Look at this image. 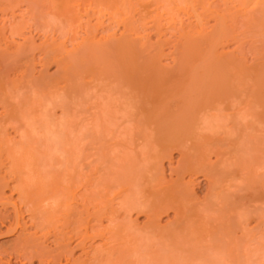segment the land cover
Wrapping results in <instances>:
<instances>
[{
	"label": "bare ground",
	"instance_id": "bare-ground-1",
	"mask_svg": "<svg viewBox=\"0 0 264 264\" xmlns=\"http://www.w3.org/2000/svg\"><path fill=\"white\" fill-rule=\"evenodd\" d=\"M179 1L180 3H177ZM233 1L215 0L214 2L211 0L210 1L209 0H150V1L148 0H0V6H5L7 10L8 8H10V10H12L10 14L12 13V15H15L13 10L14 7H18L21 4L22 5L24 4L26 6L25 8L27 9V11L31 12V14L32 13H34V15L36 14L37 17L45 19V21H47L46 18L49 14V16L51 15V18L52 16L55 17L56 19H58V21L60 20L59 22H61L62 24L64 23L65 26L69 25V28L71 27L70 25L78 23L79 24L78 26L79 27L81 26V29L82 27L84 28V34H85L82 36L79 42H76L77 43L76 45L73 44L72 48L69 47L70 49L67 48L68 47V45L66 44L67 40L74 43L75 39H77L73 37L75 36V32L72 30H71L72 34L70 35V37L67 39L64 38L66 39L65 41L57 42L56 41L57 39L53 38L51 39V41L44 40L41 44L39 42L40 45L39 44L37 45L35 44L36 42L34 41V39L29 40L30 37L28 38L27 36V39L24 38L25 40L23 39L21 43L15 45V49L12 48L13 50L12 49L10 50L11 48L10 46L16 41L11 44H7L12 42V40L10 42H7L8 39H10V37L7 35L9 34L11 38L15 35L23 36L24 34L22 30L27 26L25 23L26 21L21 18L25 24L20 20L17 23L11 22L9 23L10 25L7 24L9 25L7 27L6 26L4 27L5 23L2 22L4 25L2 26L0 25V28L1 27L4 28L0 29L2 30L0 31L2 32L0 33L1 34L0 40L2 39L5 41L7 40L6 41L7 43L6 45H4L5 49L0 47L1 49H3L0 50V105L2 106V115L0 114L1 116L0 134H2L1 131H3L6 128V126H8V124H11L16 120H18L19 122V118L25 117V114L23 116L24 112L23 113L20 112L17 109V105L15 106L14 103L12 104L13 101L9 102L8 100L11 96H13L14 97L13 99H15V95H13L10 91L19 88V85L15 83L16 79L14 78L15 80H13L11 76L15 75L18 79V77L21 74L18 83H20L21 81L20 85H22L23 87L30 86L31 91L34 89V91L39 92L40 90L39 93L33 91L35 95L40 94L41 96V94L43 93V89L41 92V89L39 88L42 87L45 88L48 91V93H50L49 96L47 95L49 98L54 94L57 95L58 97L59 96L62 97V100L67 99L70 101L72 99L73 101H75L74 98H80L79 96L83 92L82 89H84L82 86L84 82L83 76L86 73L90 72V74L92 73V75L94 76L97 75L99 76V78L103 77V79L107 81L106 82L107 84L103 83V85L101 86L105 91V93L107 92L108 95H110V96L107 95V97H104L105 95H103V97L106 100L107 98L111 97V99L113 100L116 98L117 100L120 101V104L118 103L117 106H119L121 111H123L122 112L123 115L125 113L124 115L125 117H123L122 115L123 120L121 117L120 121L122 120V123L125 122V124L126 123L130 124L129 127L131 128L130 129H128L129 127L127 128V133H129L128 136L130 138L129 140L132 145L136 144L137 145L136 147H139V151L135 150L134 155L127 154L129 155L127 158L128 164L126 162L127 165L125 166L124 169L120 167L121 171L120 168L118 171L115 170L117 171L116 174L118 177H120L118 172L121 173L120 178L116 177V174L114 175V177L116 178L114 177L110 179L107 178L109 180L105 178L107 180V181L104 180L105 184L107 183L106 188H104L105 184L102 183L103 181L102 182L100 181L102 187L105 189L103 194L108 195V193L109 194L113 193V195H111V198L115 197L114 192L115 193L117 192L118 194V196L116 195L117 197H120V195L122 194V198H120V200L122 199L120 208H122L124 212L129 213L135 211L137 214H144L146 216V223L144 222L145 224H142L143 228L141 229L147 232L146 235H148L149 233L151 236H153L152 233L158 230L157 224H159L158 222L161 220L160 217H162V214L165 215V213L167 214L170 210L174 212L175 221L173 223L172 222L170 223V225L173 224L172 226L174 227L169 228L170 227L169 225V227L166 228V230L168 231H165V229H163L164 231L161 230L159 232L160 236L166 239V242L168 243V245L163 248H167V251L165 249V252L168 253L167 255H169L170 253L169 255L170 257L167 256L166 253L165 254L163 253L162 256V254H159V252L161 253V251L163 250L161 249L160 251H158L157 249V252L156 253L153 252V255L155 257L158 255L157 258H159L160 261H162V263L159 262L157 264H164V263L167 264L168 259L171 257L173 258L171 254L175 256V258L173 259H175L176 261L179 260V262L180 260L183 259L181 258V256L180 259L177 256V254L178 255L185 254L186 256L184 255L183 258L185 259L188 256L189 258L186 259V261L188 260L189 262L190 260L197 259V257H195L196 249H194L193 246L199 245L197 244L198 242L202 244V239L200 240L199 237V230L201 233V229H203V226L201 227V225L199 224L201 223L200 221L204 219L203 217L205 215L203 217L199 215L200 218L202 217V219L201 220L199 219L200 221H198L197 226L195 224H197L198 218L196 220L195 218L199 217L198 214H201L199 211H202V208L207 210L208 209L210 210L212 208H217L219 210L218 212L219 214L220 213L228 214L230 212L236 213L237 217L234 219L235 214H233L232 220L231 217H228L229 220H227L226 219L227 215L226 217H223L222 219H225L226 221L224 223L222 222L223 224H221L220 222L221 220L218 221L220 222V225H216L215 223L217 220H213L215 221L214 223L211 220V216L209 217L207 216V217L212 222L209 220L206 221V218L205 221L203 222H205V224H208L207 226H209V228L211 227L213 230V234L211 229L210 231L208 230L207 232H211L209 234H212V236H214L212 237L210 235L212 238H209L210 241L212 239L211 241L213 242L212 245L215 244L216 246V247L214 246L213 249L212 245L209 244L214 251L218 249L217 252L221 251L219 252L220 255L223 253L222 251L224 252L229 251L224 254L228 256L229 262H231L232 264H249L246 261L247 258L245 260H244L245 257L243 258L244 253H242L243 254L242 255L240 252L239 253L237 252L238 253L237 254L235 249L237 246L240 247L239 243H243L241 241L243 240L246 241L245 236L246 234H249V232L243 233L242 231L241 236H243L244 239L243 237L240 236L241 240H237L238 242L240 241L238 243L234 241L235 238L233 239L232 235L234 233L232 231L235 229L238 231V228L239 231L243 229L242 226L245 224V221H247L248 216L250 215L249 211L245 210L247 208L246 205L248 203L249 204L252 203L251 205H253V202H257L261 199L262 201H264V192L261 191L262 189H264V182H261L260 183L261 185L258 184L262 186V188L260 187L261 188L260 191L262 192L261 194L260 191L259 192L257 191L258 193L257 192L252 193V191L251 192L249 191V189L253 185L252 184L253 181L256 183L255 181L256 177L258 178V181H260L261 175L259 178V176L254 174L256 172L255 170L256 165L254 168H252L253 170H255V172L251 173L255 176V179L253 175L252 176L247 175V172L249 174V171H251L248 169V167L249 166L251 167V165H249V161H250V160L248 161L249 157L248 159L246 158V160L248 161L247 162L245 161V158H243L244 156L243 154L246 152V150L250 151V149H245L247 145L246 144L244 145V143L240 142L244 131L246 132L245 137L251 135V132L253 131L252 128H254V122L260 124V122L264 121V47L259 48L260 46H264L262 45L261 42L262 40H264V38H262L264 36H262L261 38L259 37L261 40L258 41H260L261 45L258 46L260 43L256 44L260 50L254 49V52L256 51V53L259 50L260 53L258 54L260 56H256L258 54L254 55L253 52L252 57H257L256 59L258 60H255L254 64L251 65H249L250 63L247 64L246 58L244 59L245 56L242 55L243 52L242 48L245 47L241 46V48H239V41H240V37H242L247 33H250V36H256L255 39L259 35L260 36L264 35V31H262V34L255 35V33L256 34L258 33L257 31L258 28L260 27L264 28V0H239V4L238 2L236 3L238 4V7L236 5L233 6L232 3ZM73 2H76L78 4V5L76 4L77 6L83 4L84 6L85 5L89 6V8L92 7L93 12L99 13L98 17H96V20L94 21L95 23H93L90 20L93 17L94 13L92 12L93 14L92 13L90 14L89 12L91 8L88 9L89 10L88 11L85 9L86 6L84 8L85 10H82V8H80V11H84L87 19L85 18L86 21L85 22L83 21L85 24L80 22L81 20L80 18H82L80 16L83 15L84 13L81 12L83 14L80 15L78 7L76 9L73 8L74 6ZM230 2L232 4L231 6L228 5V3L230 4ZM251 4L252 5L257 4V6L254 5L255 7L253 6L251 9H248L247 7ZM170 5H172V7H169ZM242 6L243 8H241ZM2 8L0 7L1 12L3 11ZM87 11L90 15L86 13ZM101 15L106 16L105 18L108 24L105 22L107 26H103V27H106V29L105 30L102 29L100 32L101 35L99 36L97 34L99 32L97 28L101 26L104 22L102 21L103 17L101 18ZM184 15H186L185 18H187L186 22L182 19ZM90 16L91 18L89 19ZM13 18L11 16V19ZM210 20H213V24L209 25ZM33 23H36V21ZM113 24L116 26V28H118V30H120L119 35L116 34L117 29H114L115 26L114 27L111 26ZM51 25H49L50 26L49 29H53L51 28ZM110 26L113 27L114 32L111 31L112 28L110 29ZM35 27L38 29L39 25L38 27L37 26ZM46 30L47 29H45V31ZM109 30L112 33H108ZM6 31L9 32V33L7 32V35H6ZM40 33L43 32L41 31ZM65 34H67V32ZM61 36L63 37V35ZM154 36L155 39H153ZM246 37H249V35L248 34L247 36L245 35L244 38ZM255 39L252 40L251 38L253 42L257 41ZM229 42L235 43V47L233 48V50L230 49V51L228 48H227L228 50L225 49V46L229 44ZM242 44L244 43H241V45ZM256 45L254 46L256 47ZM251 46L252 45H250L248 48L251 49ZM171 47H173L172 50L175 53V55L173 58L174 66L172 65V68L170 69L171 66L169 68L168 67L166 68L167 65L165 66L164 63V67H163L161 65V62L163 58H165L166 56L167 52H165V50ZM38 53L41 54L42 57L40 56V58H38L37 56ZM51 64L56 65L57 72L55 70L56 74L53 75L52 73L53 76L51 75L49 77L44 73L47 71L46 68L48 69L49 68L48 66H50ZM36 65H41L43 69H45L44 70L45 72L44 71L41 72L42 73L41 75L37 74L38 75L37 78L33 76L34 75L33 72L34 69L36 68ZM20 66H22L23 69ZM18 67L21 70L20 74H17V72L20 71L18 70ZM97 83H99V81ZM26 88L24 87V89ZM28 90H30V88H28ZM16 92L18 93V91ZM42 95L45 96L44 94ZM41 98L44 97L41 96ZM41 98L38 96L37 100L35 99L36 102L37 101L39 102ZM10 99H12V97ZM23 100L25 101V99ZM23 100L21 99L20 101ZM67 100L66 102L62 101V104L63 103L69 104L70 101L67 102ZM27 101L28 103H30L29 100ZM71 103L72 102H70V105ZM70 105L68 107H70ZM30 106L32 109L30 110L31 113V111H33L32 103L30 104ZM103 106L105 107L106 105H102V107ZM25 113L26 115L30 114L28 111ZM76 114L78 113L76 112ZM116 114H118L117 116H119V113ZM99 116L100 114L98 115V118H96L97 122L95 118L93 119V121H95L93 122V125L97 124L99 126V123H102L101 122L102 119L99 120ZM108 117L110 119V117L112 118L113 116L112 114L109 113ZM244 117L252 118L254 119V121H251L249 124L243 123L242 120L244 119ZM100 118L102 117L100 116ZM109 119H107L106 117V120L108 122ZM113 119H116V117L115 118L113 117ZM50 123L52 124V122ZM110 126L112 127V125ZM11 127H14V125H12ZM111 127L110 130H112ZM249 128H251L250 135H248L247 133L249 132L246 131ZM13 129L18 130V128H13ZM112 132L111 134H113ZM64 135H68V134H64ZM90 135L92 136L94 134L92 133ZM22 136L24 137V135ZM261 140L264 141V139ZM259 142L261 144H264L261 141ZM259 142L257 141V143ZM5 144L2 146H6V148H9ZM75 144L79 145V143L78 144L75 143ZM261 144L258 145L256 144V146H259ZM48 145L50 146V144ZM24 146L29 147L26 144H24ZM43 146L47 148V144L46 145L43 144ZM250 146L252 147L254 145L252 144ZM256 146L255 149L257 150L258 147L256 148ZM261 147H264V145H262ZM4 148L3 150L0 149L1 150L0 151V204L5 207L11 204V206H13L14 213L10 214L9 211H7L8 209H5V207H3L5 211L3 213H0V224L4 225V223H7V221L9 222L12 220L13 227L12 228L10 227L11 228L10 230L8 227L7 230H9L8 232L11 233H17V237L16 240H14L13 242H5V243L2 242V244L0 245V264H13V262L15 264L17 262H18L17 264H129V261L133 259L134 256L137 254V252H135L136 250L133 249H136L137 247L138 248L137 251H138L139 248L141 249V245H139L140 247H138V245L136 244L137 243L136 241L139 239L137 240L133 239L135 240L133 241L135 248L132 249L131 247L133 246V243H131L132 237L130 236L133 235L134 233L131 234L129 232L130 233L129 235L128 231L132 232V230L134 229L129 230L130 228L126 226L128 224L126 225L124 224L128 222L126 221V219L129 216L128 214L125 213L127 217L124 216V219L126 218L124 223L121 220L123 224L120 223L118 225L117 223L120 221L115 222V219H117L118 216L119 217L121 216L118 211L119 208L118 210L117 209L115 210L114 208L110 207L109 203L108 206L106 204H103L106 203V200L109 199H107L106 195H103L101 192H100L101 194H99V192L97 193V195L95 194L96 196L91 192H89L88 197L87 195L85 196L83 194V197L85 196L84 199L86 198V200L84 201L82 199L84 201L82 206L78 207L79 205L78 206L77 204L74 205L73 201H76V199H78L77 196L73 193L74 191L71 189L74 186L73 184L74 181L73 183L70 181L72 183L71 185L72 187L69 188H67L68 186L63 187V185L58 186L59 181L57 179H59L58 176L61 174V172H59L60 173L59 175L57 173L56 180L53 178V180L55 181L53 180L47 181L44 180V178L42 177L41 180L40 178H38L39 181H37L36 184L34 183V181L33 183L29 184V182H27L26 179L27 177L26 178H24L25 176L22 177V175H24L23 173L24 170H26L25 168H22L23 162L25 161L28 162V160H25L28 159L27 158L28 156L24 158V153H23L21 155L22 157L19 156L18 158V156H16L14 153L16 152L19 154L20 151L19 149L18 152L16 150H14L15 151L14 152L13 149L15 148H12V146H11L12 149L10 148L5 150L6 148L5 149ZM50 148L53 149L54 147H52L51 145ZM259 148L257 152L259 151L262 152V150H259ZM255 149L253 151L251 148L252 154L253 152H256ZM75 151L77 152V150ZM176 151L179 152V159L174 167L168 166L169 178L167 179V176L164 171L165 168L164 165L166 161H168V163L172 162L174 152ZM261 152L260 154H262ZM59 153H62L61 150ZM4 154L9 155L12 159H10L9 156H5ZM13 154L15 155L14 156L15 158L12 157ZM260 154L258 155L255 153L254 157L251 155L250 156L253 157L254 160V158L256 159L257 156L260 157ZM31 155L32 154H30L29 159H31ZM35 157L36 156L32 157L33 162L31 163L33 164ZM212 157H214V159ZM239 157L240 158L242 157V159L245 161V163L244 161L242 163L244 164L243 166L241 165V160L239 162L232 161L233 159L235 160L240 159ZM7 158L10 161L6 162ZM36 158L39 159L38 157ZM36 158H35V163L39 162L36 161L37 160ZM257 159L258 160L256 162L258 163V161L261 160V157ZM5 162L8 163V165H6ZM26 162L24 163V167L26 165H30V163L28 164ZM252 163L253 161L250 162V164ZM41 164L42 163H40V166ZM44 164L45 162L43 163V165ZM245 164L247 165L245 166ZM40 166L38 165V168ZM56 166L57 165L55 163L54 167ZM60 166L64 167V165H60ZM33 167L35 168V166ZM244 168L245 169L247 168L246 170H249L244 172L245 175L253 178L254 179L253 181L248 177L243 178L245 177L243 176L244 173L240 175V172L242 170L245 171ZM74 169L76 170V167H74ZM35 170L33 171L31 170L32 173H36V171H38L39 169L36 171ZM45 172L46 171H44L43 173L45 174ZM40 173L38 172L36 174L38 175ZM43 173H41V176ZM113 173L115 172L113 171ZM27 174L28 176L30 175V173ZM91 175H93V173ZM104 175L107 176L106 174ZM197 175L198 176L201 175L203 177L202 180L204 179L207 181V188H206L207 193L205 194V197L202 198L203 200L202 199L199 200V201H203V203L199 202L201 204L199 203L196 204L198 202L195 201L197 199H194L196 194L194 195V197L192 196L194 185L198 184L195 183L193 185L194 180L192 179H194ZM33 176L35 175L33 174ZM33 176L31 175L30 177ZM84 176H88V175L85 174ZM187 177L188 180H186ZM261 181L264 180L261 179ZM89 182L91 185L92 184L91 181ZM237 182L238 184L239 182H241L242 184L245 185L244 186L242 184L238 185L236 184ZM255 183L254 185L257 184ZM191 185L193 187L192 189L190 188ZM258 185H256L255 188H258ZM59 187L63 189L66 188L64 189L65 192L63 189H61L62 190L61 191ZM74 187L77 186L75 185ZM255 188L254 186L252 187V189ZM231 189L236 190V191L235 190L231 191L232 193L234 192L238 193V191L244 192V194L242 193L243 195H239L241 196L243 201L241 205L244 206L242 207L241 205L239 206L236 205V207L237 206L239 207V208L237 207V210L235 209L236 211L233 210L235 206L234 205L235 199L234 202H232L230 199L231 196L229 195ZM7 191H10V194H7ZM14 193L17 194V198L15 199L12 197ZM98 195L100 200L103 197V199L101 200L102 202L101 205L103 204L104 206L103 205L102 206L104 208L100 204H98V202H95L96 201L95 199H97V201L100 202ZM79 197H82L81 194ZM49 198H57V200L60 199L59 204L62 202L61 203L62 206H60L61 204L58 205L57 201H55L53 204L58 205L57 208H59V210L58 209L57 210L59 212L63 210L61 207L64 206L63 212L58 214V216L62 215V217L58 218V216L56 215H48L47 213L48 210H46L45 208H43V210L40 209L41 211L40 213L41 214L44 213L41 215V217H39V214L37 215L38 210H36V208L40 207L38 205L40 204L41 205L40 208H42L41 202H44L45 199H49ZM241 198L239 197L240 199L239 202H242ZM69 199H74V200L73 201L70 200L69 202L71 203H68ZM63 200L65 202H63ZM93 200L95 204L93 203ZM72 205L73 207H71ZM251 205H249V207H252ZM199 206H202V208H200L201 210L199 209ZM23 207L25 208L24 210ZM114 207L116 208L117 206ZM240 207H242V209L244 207L245 208L243 210H240ZM54 208L56 207H53L51 209ZM44 209L46 210V212ZM238 209L241 211V213L237 214ZM25 212H28V214H30L29 223L28 221L25 220V218H23ZM48 212L49 214L50 212L52 213L50 209ZM45 213H47L46 216ZM252 213L255 212L252 211ZM203 214H205V212ZM104 219L110 222L108 224L110 226L103 227L102 221H104ZM94 220H95V224H93ZM96 224H98L97 226H99V229L96 228L97 227ZM207 226L205 227L208 228ZM29 227H31L33 230ZM169 229H172V231H170ZM244 230L248 231L247 228H244ZM202 233L205 234L204 231ZM230 233L232 235H230ZM220 234L222 239L219 237ZM230 236H232L231 239H233V241L237 243L236 244L237 246L234 247L233 245L234 242L231 239L229 241L232 242L229 243L228 237L230 238ZM156 237H158V235ZM215 237H216L215 239L216 242L215 240H213ZM224 237L227 238L228 242L226 241L224 242L225 240ZM96 238H100L102 240L103 243L101 242L102 243L100 244L101 246L93 247L91 244L86 246L88 241L91 240L93 241ZM195 239L196 240L198 239L200 241L196 242ZM160 241L161 239L158 242ZM144 242H146V240H144L142 243L144 244ZM192 242L194 243V245L191 246ZM219 242H224V244L228 243L229 245L231 244V247L228 246V244H227L228 247L226 245L224 246L223 243L221 244ZM107 244L108 246L106 247ZM160 244H162V242H160ZM201 244L200 246H198L199 250L200 247H202L203 245ZM217 244H220L221 247ZM186 245H190L193 248L187 246L186 247L187 249L185 248L186 250L185 249L183 250V247H185ZM232 245L234 248L232 247ZM205 246L208 247V244L204 245L203 248ZM249 248H253V247H249ZM260 248L261 251H264V245H262ZM78 249L82 250V254H84L83 258L81 257L80 254L79 257L75 255L76 250ZM232 249L235 251L233 252ZM237 249L239 250L238 247ZM206 250H208V248L204 249V251ZM132 253L135 254V255L133 254V257H131ZM144 253L146 255H149L146 252ZM199 253L200 252L198 251V254ZM139 254L136 255L138 256V258H139ZM201 255L204 256L206 254L204 253V255L203 254ZM220 255L218 256L219 260H220ZM160 256L162 257L160 258ZM215 256L213 257V259L215 258ZM129 257L131 259H129ZM152 257L150 258L149 255L148 260L150 262L151 259L152 260L156 259L155 257L154 258ZM164 257H167L166 258L167 261L165 260L166 262L164 261ZM193 257H195V259ZM176 258L179 259L177 260ZM145 259L144 261L147 260ZM228 259H225L226 262ZM221 260L223 261V258H221ZM132 261L133 260H131L130 263L135 264V262L132 263ZM140 261L143 262V260H139V262ZM169 261H171V263L173 262L172 259H169ZM153 262H151V264H156L157 259L156 262L154 260ZM168 263L171 264L170 262ZM174 264H178V263H174Z\"/></svg>",
	"mask_w": 264,
	"mask_h": 264
},
{
	"label": "rangeland",
	"instance_id": "rangeland-1",
	"mask_svg": "<svg viewBox=\"0 0 264 264\" xmlns=\"http://www.w3.org/2000/svg\"><path fill=\"white\" fill-rule=\"evenodd\" d=\"M148 1H150V0H148ZM210 1V0H209ZM211 1H214L215 2V0H211ZM218 1V0H217ZM227 1V0H226ZM229 1V0H228ZM233 1V0H232ZM235 1V2H234ZM232 3H233V6L234 5H236L237 7H238V4H239V0H234ZM238 2V4H236ZM75 3V4H74ZM177 3H180V1L179 2H177ZM227 3V2H226ZM77 3L76 2H73V8L74 9H76L77 7H78V9H79V14L81 15V14H83L84 13V11H80V8H82V10H88V9H90V14L93 12V10H92V7H90L89 8V6H86V8H85V6L83 5V4H80L79 6H82V7H79V6H77L76 5ZM22 5V4H21ZM18 6V7H14L13 8V10H14V14L15 15H12V13L10 14V12L12 11V10H10V8H8V10H7V8H5V6H0L1 8H2V10L4 11H2L1 12V10H0V25L2 26V25H4L3 23H5V25H4V27L6 26H9L10 24L9 23H17V22H19L20 20H21V22H23V20H25L26 22V27L22 30L23 31V36H13L12 38H11V36L8 34L7 35V32L8 31H6V35L7 36H9L10 37V39H8V41L7 42H10L11 40H12V42H10V43H7L5 40H0V42L2 43H0V47L1 48H4L5 49V46L4 45H6V43L7 44H11V43H13V42H15V43H13L10 47V50L13 48V49H15V45L16 44H19V43H21L22 41H23V39L25 38V39H27V36H28V38H29V40H33L34 39V41L36 42L35 44H39V42H40V44L45 40H49V41H51V39H57L56 41L57 42H60V41H65L67 38H69L70 37V35L72 34V31H74L75 32V36H73V37H75V38H77V39H75V42L74 43H72V42H70L69 40H67V42H66V44L68 45V49H70V48H72V46H73V44L74 45H76L77 43L76 42H79L80 40H81V38H82V36L83 35H85L84 34V28L82 27V29H81V26L79 27L78 25V23H75V24H72V25H70L71 27H72V29H71V27L69 28V25L68 26H65V24H64V26H63V24L61 23V22H59L58 21V19H56L55 17H53L52 16V18H51V15L49 16V14H48V16H47V18H46V20L47 21H45V19H43V18H40V17H37V15L35 16L34 15V13H32L31 14V12H29V11H27V9L25 8L26 6L23 4L22 6ZM184 5V4H183ZM228 5L229 6H231L232 4H231V2H230V4L228 3ZM257 6V4H251V5H249L247 8L248 9H251L253 6ZM182 6V5H181ZM254 6V7H255ZM169 7H172V5H170ZM250 7V8H249ZM260 7V6H259ZM5 8V9H4ZM18 8V9H17ZM85 8V9H84ZM241 8H243V6L241 7ZM240 8V9H241ZM256 8H258V7H256ZM25 9V10H24ZM89 11V10H88ZM88 11L86 12L88 15H90L89 13H88ZM7 12V13H6ZM25 12V13H24ZM27 12H29V13H27ZM81 12H83V13H81ZM6 13V14H5ZM23 13H24V15H23ZM94 13V14H93ZM92 14H93V17L91 18V16L89 17V19L93 22V23H95L94 21L96 20V17H98V14L99 13H97V12H93ZM32 16H31V15ZM86 14V15H87ZM11 16H12V18L13 19H11ZM22 16V17H21ZM23 16H24V18H23ZM94 16H95V18H94ZM80 17H82V18H80L81 20H80V22H82V23H84L85 21H86V19H87V17L85 16V13L83 14V15H81ZM103 17V19H102V21H104L103 22V24L101 25V26H99L97 29H98V35L100 36L101 35V30L102 29H106V27H103V26H107V21H106V16H103V15H101V18ZM186 17V15H184V17H182V19L186 22L187 21V18H185ZM7 18V19H6ZM23 20H22V19ZM27 18V19H26ZM31 18H32V20H31ZM51 18V19H50ZM86 18V19H85ZM11 20V21H10ZM18 20V21H17ZM28 20V21H27ZM193 20V19H192ZM36 21V23H33V22H35ZM41 21V22H40ZM55 23H53V22ZM84 21V22H83ZM3 22V23H2ZM107 24H106V23ZM24 23V22H23ZM24 23V24H25ZM32 23V24H31ZM47 23V24H46ZM7 24H9V25H7ZM29 24V25H28ZM52 24V25H51ZM85 24V23H84ZM106 24V25H105ZM210 24H213V20H210V23H209V25ZM31 25H32V27H31ZM37 26L38 27V25H39V27H38V29L35 27V26ZM45 25V26H44ZM49 25H51V28H53V29H49L50 28V26ZM57 25V26H56ZM67 25V24H66ZM208 25V26H209ZM31 28H30V27ZM44 26V27H43ZM49 26V27H48ZM52 26H54V27H52ZM111 26H115L114 24L113 25H111ZM110 26V29H111V31L112 32H114V29H117V31H116V34L117 35H119V32H120V30H118V28H116V26H115V28L113 29V27H111ZM4 27H1V28H4ZM47 27V28H46ZM59 27V28H58ZM66 27V28H65ZM78 27H79V30H78ZM0 28V29H1ZM43 28V29H42ZM58 28V29H57ZM62 28V29H61ZM65 28V29H64ZM76 28V29H75ZM260 28H262V27H260ZM260 28H258L257 29V31H258V33L256 34L255 33V35H258V34H262V31H264V28H262V29H260ZM26 29V30H25ZM45 29H47L46 31H45ZM49 29V30H48ZM67 29V30H66ZM209 29V28H208ZM72 30V31H71ZM76 30V31H75ZM0 31H2V30H0ZM25 31V32H24ZM43 32V33H40V32ZM45 31V32H44ZM55 31V32H54ZM63 31V32H62ZM110 30L108 31V33H112ZM260 31V32H259ZM51 32V33H50ZM63 34H62V33ZM67 32V34H65V33ZM81 32V33H80ZM0 33H2V32H0ZM9 33V32H8ZM46 33H47V35H46ZM59 33H61V34H59ZM80 33V34H79ZM102 33H104V32H102ZM107 33V32H106ZM105 33V34H106ZM28 34V35H27ZM48 34H50V35H48ZM74 34V33H73ZM79 36H78V35ZM82 34V35H81ZM247 34L249 35V37H246V38H244L245 37V35L247 36ZM247 34H245V35H243L242 37H240V41H239V48H241V46L243 47H245V48H242L243 49V52H242V55L243 56H245L244 57V59L246 58V62H247V64L248 63H250L249 65H251V64H254V62H255V60H258V59H256L257 57H252L253 56V52H254V49H259V48H261V47H264V46H260L261 45V43H260V41H258V40H261L260 38L262 37V36H264V35H259L256 39H255V37L256 36H250V33H247ZM1 35V34H0ZM61 35H63V37L61 36ZM37 36H38V38H37ZM47 36V37H46ZM62 38H60V37ZM2 37V36H1ZM32 37V38H31ZM45 37H46V39H45ZM50 37V38H49ZM252 38V40H257V41H252L251 40V38ZM260 37V38H259ZM44 38V39H43ZM64 38H66V39H64ZM244 38V39H243ZM249 38V39H248ZM262 38H264V37H262ZM24 39V40H25ZM40 39V40H39ZM153 39H155V36L153 37ZM14 40V41H13ZM5 41V42H4ZM4 42V43H3ZM70 42V43H69ZM257 42V43H256ZM262 42V45H264V40H262L261 41ZM233 42H229V44H227L226 46H225V49L226 50H228L229 49V51H230V49L231 50H233V48L235 47V43H233ZM241 43H244V44H242L241 45ZM250 43H252V44H250ZM260 43V44H259ZM39 44V45H40ZM256 44H259L258 46H260L259 48H258V46L256 45ZM250 45H252L251 46V49L250 48H248ZM254 45H256V47L254 46ZM228 46V47H227ZM70 47V48H69ZM0 48V50H3V49H1ZM228 48V49H227ZM238 48V49H239ZM12 49V50H13ZM173 47H171V48H167L166 50H165V52H167L168 53V55H167V53H166V56H165V58H163V60H162V62H161V65L164 67V63H165V66H166V68L168 67H170V69L172 68V65L174 66V62H173V58H174V55H175V53L173 52ZM241 49V50H242ZM252 51H250V50ZM240 50V49H239ZM260 50V49H259ZM259 50H258V52L256 53V51L254 52V55L255 54H258V53H260L259 52ZM262 50V49H261ZM244 53V54H243ZM246 54V55H245ZM250 55V56H249ZM38 58H40V56L42 57V55L41 54H39L38 53ZM256 56H260L259 54L258 55H256ZM167 58V59H166ZM249 58V59H248ZM252 58V59H251ZM259 58V57H258ZM251 60V61H250ZM173 62V63H172ZM51 66V67H50ZM50 66H48L49 68L47 69L46 68V72L44 71L45 69H43V67L41 66V65H36V68L34 69V72H33V76H35V78H37L38 77V75H41L42 73L41 72H45L44 74H46V75H48L49 77L52 75V73H53V75H55L56 74V72H57V67H56V65L55 64H51ZM22 69H23V67L22 66H20ZM41 68V69H40ZM18 70H20L19 69V67H18ZM41 70V71H40ZM55 70H56V72H55ZM50 72V73H49ZM21 73V70L20 71H18L17 72V74H20ZM38 74V75H37ZM52 75V76H53ZM85 75H86V77H85ZM84 76H83V81L85 82V84H84V82H83V84H82V86H83V88L84 89H82L83 90V92H82V94L79 96L80 98H74V100L75 101H73V99L70 101V100H67V102H72L71 103V105H70V102H69V104L68 103H65L66 105H67V107H66V105L63 103L62 104V101L63 102H66V100L65 99H63L62 100V97H58L57 95H52V96H50V98L48 97L49 95H50V93H48V91L45 89V88H42V87H40L39 89H41V92H42V89H43V93L42 94H44L45 96H43L42 94H41V96L42 97H44V98H41V96H40V94L38 95H35V93L34 92H36V91H34V89L31 91V87L30 86H24L25 88L26 87H28V88H30V90H28V88H26V89H24V87L22 86V85H20V83H21V81H20V83H18L19 82V77L21 76V74H20V76L19 75H17V76H19L18 77V79H17V77L14 75V76H11L12 78H13V80H15L14 82L17 84V85H19V88H17L16 90L14 89V90H12V91H10L13 95H15V99H13L14 97L13 96H11L12 97V99H8L9 100V102H12V104L14 103V105L16 106L17 105V109L20 111V112H24L23 113V116H24V114H25V117H22V118H19V122H18V120H16L15 122H12L11 124H8V126H6V128L3 130V131H1V133L2 134H0V149L1 150H3V148L5 147L6 148V146H2V145H4L5 143V145H7L9 148H4L5 150H7V149H10L11 148V146H12V148H15V149H13V151L14 150H16L17 152L19 151V154L18 153H16L15 151V155L16 156H18V158H19V156H21L23 153H24V158L25 157H27L28 159H25V160H28V162H26V163H30V165H26L25 167H24V163L25 162H23V166H22V168H25L26 170H24V175H22V177L23 176H25L24 178H26L27 179V182H29V184L30 183H33V181H34V183L36 184L37 183V181H39L38 180V178H40V180H41V178L43 177L44 178V180H47V181H52L53 180V178L56 180V176H57V173H58V175L60 174L59 172H61V174L58 176L59 177V179L61 180H59V179H57L58 181H59V185L58 186H62L63 185V187L64 186H68L67 188H69V187H72L71 185H72V183H73V181H74V186L76 185L77 187H72L71 189L74 191L73 193L77 196V198L78 199H76V201H73L74 199H69L68 200V203H71V202H69L70 200H72L73 201V203H74V205L75 204H77V206L78 207H81L82 206V204L84 203V201L86 200V198L84 199V197L87 195V197L89 196L88 194H89V192H91L92 194H96L97 195V193L99 192V194H103V192L105 191V189L104 188H106V184H105V181L104 180H106L107 178H113L114 177V175L117 173V171L119 170V168L120 167H122L123 169L125 168V166L128 164V156L129 155H134V153H135V150H137V151H139V147H136L137 145L136 144H131V142H130V138H129V133H127V128L129 127V123L126 125L125 124V122L124 123H122V120H123V117H125L124 115H125V113H124V115H123V111H121V109L119 108V106H117L118 105V103L120 104V101L119 100H117L116 98L113 100V99H111V97H109V98H107V100L104 98V97H107V95H108V93L106 94L105 93V91L103 90V88H102V86L101 85H103V83H106L107 81L106 80H104L103 79V77H101V78H99V76H97V75H92V73L90 74V72H88V73H86ZM93 77V78H92ZM97 77V78H96ZM11 78V79H12ZM15 78V79H14ZM86 78V79H85ZM87 79H89V80H87ZM99 79V80H98ZM96 80V81H95ZM91 81V82H90ZM99 81V83H97ZM101 81V82H100ZM93 83V84H92ZM96 83V84H95ZM100 85V88H99V85ZM107 84V83H106ZM88 85V86H87ZM104 86H105V84H104ZM103 86V87H104ZM88 87H89V89H88ZM93 87V88H92ZM95 87V88H94ZM98 88V89H97ZM19 89V90H18ZM37 89V88H36ZM85 89H87V90H85ZM38 90V89H37ZM16 91H18V93L16 92ZM34 91V92H33ZM85 91V92H84ZM104 91V92H103ZM9 92V93H10ZM22 92V93H21ZM39 92H40V90H39ZM39 92H36V93H39ZM45 92H47V93H45ZM90 92V93H89ZM91 93H92V95H91ZM11 95V94H10ZM33 95V96H32ZM48 95V96H47ZM101 95V96H100ZM103 95H105L104 97H103ZM37 96H39L41 99L39 100V102L37 101L36 102V100H37V97L35 98V97ZM91 96H92V98H91ZM108 96H110V95H108ZM17 97V98H16ZM34 97V98H33ZM57 97V98H56ZM82 97V98H81ZM19 98H20V100L22 99H25V101L24 102H26V103H24L23 101H20L19 100ZM27 98V99H26ZM46 98V99H45ZM36 99V100H35ZM39 99V98H38ZM76 99H78V100H76ZM82 99V100H81ZM27 100H29V102L30 103H28V101ZM35 102H34V101ZM62 100V101H61ZM65 100V101H64ZM40 101H41V103H40ZM87 103H86V102ZM108 101V102H107ZM110 101V102H109ZM33 102H34V104H33ZM54 102V103H53ZM18 103V104H17ZM21 103H22V105H21ZM32 103V108H33V111H31V113H30V110H32L31 109V106H30V104ZM38 103V104H37ZM43 103V104H42ZM57 103V104H56ZM77 103V104H76ZM85 103V104H84ZM100 103V104H99ZM116 103V104H115ZM28 105V106H25V105ZM61 104H62V106H61ZM44 105V106H43ZM46 105V106H45ZM70 105V107H68ZM97 105V106H96ZM102 105H106L105 107L103 106L102 107ZM111 105V106H110ZM36 106V107H35ZM60 106V107H59ZM107 106H109V107H107ZM24 107V108H23ZM73 107V108H72ZM99 107V108H98ZM28 108V109H27ZM62 108V109H61ZM63 108H64V110H63ZM67 108V109H66ZM69 108V109H68ZM74 108H75V110H74ZM77 108V109H76ZM122 108V107H121ZM27 109V110H26ZM45 110H46V112H45ZM63 110V111H62ZM69 110V111H68ZM77 110V111H76ZM80 110V111H79ZM99 111V113H98V111ZM114 110V111H113ZM29 112L30 114H27L26 115V113L25 112ZM41 111V112H40ZM64 111H66V112H64ZM72 111H74V112H72ZM49 112V113H48ZM71 112V113H70ZM76 112L78 113V114H76ZM82 114H81V113ZM86 112V113H85ZM88 112V113H87ZM90 112V113H89ZM102 112V113H101ZM112 112V113H111ZM119 113V116H117L118 114H116V113ZM21 113V114H22ZM85 113V114H84ZM112 114V116L115 118L116 117V119H113V117L111 118L110 117V119H112V120H110L109 119V117H108V114ZM0 114L2 115V106L0 105ZM81 114V115H80ZM84 114V115H83ZM93 114V115H92ZM96 114V115H95ZM100 114V116L102 117V118H100V116H99V120H101V122L102 123H99V126L96 124V125H93V122H95V121H93V119L95 118V120H96V122H97V119L96 118H98V115ZM101 114H103V115H101ZM71 115V116H70ZM107 117V119H109V122L106 120V117ZM122 115H123V117H122ZM245 115V114H244ZM28 116V117H27ZM68 116V117H67ZM71 118H70V117ZM76 116V117H75ZM1 117V116H0ZM103 117H105V118H103ZM121 117H122V120L120 121V119H121ZM26 118V119H25ZM51 119V120H49V119ZM85 118V119H84ZM29 119V120H28ZM47 119H48V121H47ZM54 119V120H53ZM68 119V120H67ZM70 119V120H69ZM75 119V120H74ZM252 118H249V117H244V119L242 120V122L243 123H246V124H249L251 121H254V119H252ZM28 122H27V121ZM53 120V121H52ZM117 122H116V121ZM22 121H24V122H22ZM29 121H31V122H29ZM44 121V122H43ZM76 121H77V123H76ZM105 121V122H104ZM107 121V122H106ZM18 122V123H17ZM50 122H52V124L50 123ZM70 122H72V123H70ZM75 122V123H74ZM79 122H80V125H79ZM100 122V121H99ZM262 122H264V121H262ZM262 122H260V124L259 123H256V122H254V128H252L253 129V131L251 132L250 130H251V128H249V129H247L246 131L247 132H249V133H247L248 135H250V132H251V135L250 136H247V137H245L246 136V132L244 131L243 132V136H242V138H244V139H242L241 138V140H240V142H242V143H244V145L246 144L247 146H246V148L245 149H250V151H248V150H246V152L243 154L244 156H243V158H245V161H247L246 160V158L248 159V157H249V159H248V161H249V165H251V167L249 166L248 167V169L249 170H251V171H249V170H246L245 168V171H241L240 172V175H242V173H244V172H246V171H249V174H248V172H247V175H250V176H252L253 174H251L252 172H255V170H256V172L254 173L255 175H257V176H259V178H260V175H261V179L262 180H264V155H262V154H264V147H261L262 145H264V144H261L259 141H261L262 143H264V141H262L261 139H264V129H262V128H264V123H262ZM20 123H21V125H20ZM47 123V124H46ZM50 125H52V126H50ZM65 124V125H64ZM75 124V125H74ZM78 124V125H77ZM105 124V125H104ZM229 124V123H228ZM12 125H14V127H11ZM47 125V126H46ZM48 125H49V128H48ZM60 125V126H59ZM74 125V126H73ZM77 125V126H76ZM91 125H92V127H91ZM110 125H112V127L110 126ZM115 125V126H114ZM230 125V124H229ZM16 126V127H15ZM83 126V127H82ZM111 127V129L112 130H110V127ZM114 126V127H113ZM117 126V127H116ZM126 126V127H125ZM45 129H44V128ZM52 127V128H51ZM64 127V128H63ZM97 127V128H96ZM109 127V128H108ZM262 127V128H261ZM13 128H18V130L17 129H13ZM62 128H63V130H62ZM70 128V129H69ZM83 128H84V130H83ZM131 127H129L128 129H130ZM258 128V129H257ZM47 129H49V130H47ZM54 129V130H53ZM55 129H56V131H55ZM61 131H60V130ZM96 129H97V131H96ZM257 129V130H256ZM45 130V131H44ZM52 130H53V132H52ZM71 130H73V131H71ZM92 130V131H91ZM261 130V131H260ZM46 131H48V132H46ZM84 131V132H83ZM113 131V132H112ZM126 131V132H125ZM129 131V130H128ZM260 131V132H259ZM4 132V133H3ZM65 132V133H64ZM74 132V133H73ZM94 134V135H90V134H92V133ZM111 132L113 133V134H111ZM28 133V134H27ZM61 133V134H60ZM78 133V134H77ZM81 133V134H80ZM97 133V134H96ZM100 133V134H99ZM254 135H253V134ZM64 134H68V135H64ZM96 134V135H95ZM132 134H133V132H132ZM22 135H24V137L22 136ZM27 135V136H26ZM73 135V136H72ZM107 135V136H106ZM112 135V136H111ZM256 135V136H255ZM63 136V137H62ZM88 136V137H87ZM104 136V137H103ZM259 137V139H258V137ZM44 137V138H43ZM51 137V138H50ZM56 137H58V138H56ZM72 137V138H71ZM77 137V138H76ZM48 138V139H47ZM69 138V139H68ZM71 138V139H70ZM79 138H81V139H79ZM91 138H92V140H91ZM125 138H127V139H125ZM257 138V139H256ZM76 139V140H75ZM94 139V140H93ZM70 142H69V141ZM131 140H132V137H131ZM255 140H256V142H255ZM2 141V142H1ZM4 141V142H3ZM257 141L259 142V143H257ZM7 142H9V143H7ZM46 142V143H45ZM50 142H52V143H50ZM95 142V143H94ZM246 142V143H245ZM253 142V143H252ZM2 143H4V144H2ZM75 143H79V145H76ZM94 143V144H93ZM126 143V144H125ZM254 145V146H250V145H252V144ZM258 145V144H261V145H259V146H256V144ZM23 144V145H22ZM24 144H26L27 146H29V147H26V146H24ZM43 144L44 145H46L47 144V148L45 147V146H43ZM48 144H50V146L48 145ZM55 146H54V145ZM129 144V145H128ZM51 145H52V147H54L53 149L52 148H50L51 147ZM76 145V146H75ZM127 145V146H126ZM15 146V147H14ZM49 146V147H48ZM58 146V147H57ZM80 146H81V148H80ZM124 146V147H123ZM129 146H130V148H129ZM255 146H256V148L258 147H261V148H259V150H262V152L261 151H259V152H257V150H258V148H257V150L255 149ZM19 147V148H18ZM24 147H26V148H24ZM122 147V148H121ZM248 147V148H247ZM252 148V150L254 151V149L256 150V152H253V154H252V151H251V148ZM11 148V149H12ZM24 150H23V149ZM128 148V149H127ZM138 148V149H137ZM19 149V150H18ZM58 149V150H57ZM114 149V150H113ZM0 150V151H1ZM4 150V151H5ZM24 151V152H22V151ZM32 150V151H31ZM60 150H61V152L62 153H59L60 152ZM75 150H77V152L75 151ZM127 150V151H126ZM133 150V151H132ZM28 151H29V153H28ZM31 151V152H30ZM25 152H26V154H25ZM260 152L262 153V154H260ZM41 153V154H40ZM84 153V154H83ZM120 153H121V155H120ZM260 154V157H261V162H262V164H261V162L260 161H258V163L256 162L258 159L257 158H260V157H258L257 156V158L255 159L254 158V160H253V157H254V154ZM13 154V156L12 157H14L15 155ZM30 154H32L31 155V159H29V157H30ZM35 154V155H34ZM52 154V155H51ZM124 154V155H123ZM127 154H129V155H127ZM241 154V155H242ZM5 156H9V155H6V154H4ZM38 155V156H37ZM50 155V156H49ZM57 155V156H56ZM71 155V156H70ZM253 156V157H251V156ZM33 156H36V157H38L39 159H37L36 157V161H39V162H37V163H35V158H34V164L33 163H31V162H33ZM176 156V157H175ZM247 156V157H246ZM10 157V156H9ZM22 157V156H21ZM68 157H69V159H68ZM72 157V158H71ZM74 157V158H73ZM85 157V158H84ZM256 157V156H255ZM15 158V157H14ZM17 158V157H16ZM41 158V159H40ZM44 158H46V159H44ZM52 158V159H51ZM79 158V159H78ZM121 158V159H120ZM124 158H126V159H124ZM175 158V159H174ZM213 159H214V157H212ZM240 158V157H239ZM10 159H12L11 157H10ZM122 159H124V160H122ZM178 159H179V152H174V155H173V159H172V162L170 163H168V161H166L165 162V168H164V171H165V174H166V176H167V179L169 178V167L168 166H171V167H174L175 165H176V162L178 161ZM45 160V161H44ZM63 160V161H62ZM117 160V161H116ZM241 160V165L243 166L244 164H242L243 163V159H242V157L240 158V159H238V160H235V159H233L232 161L233 162H235V161H240ZM8 161H10V160H8V158H7V160H6V162H8ZM41 161H43V162H41ZM52 161V162H51ZM115 161H116V163H115ZM124 161V162H123ZM245 161H244V163H245ZM247 161V162H248ZM253 161V163H255V164H250V162H252ZM5 162V163H6ZM45 162V164L43 165V163ZM126 162H127V164H126ZM40 163H42L41 164V166H40ZM55 163H56V167H54L55 166ZM65 163H66V165H65ZM69 163V164H68ZM167 163H168V165H167ZM259 163H260V165H259ZM33 164V165H32ZM36 164V165H35ZM40 166L39 168H38V165ZM67 164H68V166H67ZM114 164V165H113ZM171 164V165H170ZM248 164V163H247ZM247 164H245V166L247 165ZM6 165H8V163H6ZM45 165H47V166H45ZM51 165H53V166H51ZM60 165H64V167L63 166H60ZM118 167H116V166ZM255 165H256V167H255ZM30 166V167H29ZM33 166H35V168L33 167ZM45 166V167H44ZM76 167V170L74 169V167ZM115 166V167H114ZM31 167H33V168H31ZM44 169H43V168ZM63 167V168H62ZM69 167V168H68ZM80 167V168H79ZM108 167H109V169H108ZM255 167V170H253L252 168H254ZM31 168V169H30ZM36 168H38L39 170L41 169L43 172L44 171H46L47 173H48V171H49V173L47 174L46 172H45V174L40 170H38V169H36ZM56 168V169H55ZM66 168H68V169H66ZM82 168V169H81ZM111 168V169H110ZM115 168V169H114ZM243 168V167H242ZM29 171H28V170ZM38 170V171H36V170ZM74 169V170H73ZM78 169V170H77ZM167 169V170H166ZM33 170H35L36 171V173H43L42 174V176H41V173L40 174H36V173H32V171ZM66 172H65V171ZM82 170V171H81ZM112 170V171H111ZM115 170H117V171H115ZM253 170V171H252ZM258 170V171H257ZM69 171V172H68ZM92 171V172H91ZM113 171L115 172V173H113ZM120 171H121V168H120ZM52 172V173H51ZM54 172V173H53ZM65 172V173H64ZM74 172V173H73ZM27 173H30V175L28 176V174ZM82 173V174H81ZM93 173V175H91ZM110 173V174H109ZM119 173V176L121 177V173L120 172H118ZM26 174H27V176H26ZM33 174L35 175V176H33ZM67 174V175H66ZM73 174V175H72ZM88 175V176H84V175ZM104 174H106L107 176H105ZM110 176H109V175ZM113 174V175H112ZM33 176L34 178H36V179H34L33 177H30V176ZM40 175V176H39ZM54 175V176H53ZM69 175V176H68ZM83 175V176H82ZM111 175H112V177H111ZM247 175H245V173L243 174V176H245V177H243V178H247L248 176ZM38 176V177H37ZM45 176V177H44ZM61 176V177H60ZM68 176V177H67ZM70 176H71V178H70ZM75 176V177H74ZM102 176V177H101ZM109 176V177H108ZM165 176V177H166ZM248 177L249 179H251L252 181L255 179V176L253 175V177H254V179L253 178H251V177ZM57 177V178H58ZM92 177V178H91ZM116 177H118L117 176V174H116ZM116 177H114V178H116ZM120 177H118V178H120ZM195 177V176H194ZM193 177V178H194ZM29 178H30V180H29ZM83 178V179H82ZM87 178V179H86ZM91 178V179H90ZM101 178H103V179H101ZM106 178V179H105ZM202 176L201 175H197L194 179H192V180H194V182H193V185L195 184V183H198V184H195L194 185V190H193V194H192V196L194 197V195H195V197H194V199H197V200H195L196 202V204H198L199 202H201V203H203V201H199V200H201L203 197H205V194L207 193V191H206V188H207V181L206 180H202ZM23 179V178H22ZM34 179V180H33ZM67 181H71L70 183L69 182H67ZM89 179V180H88ZM94 179V180H93ZM109 179H107V180H109ZM261 179H260V181H258V178L256 177V183L253 181V185L251 186V190L249 189V191L251 192L252 191V193H255V192H259L260 190H261V188H262V186H260L261 184V182H264V181H261ZM25 180V179H24ZM29 180V181H28ZM35 180H36V182H35ZM55 180H53V181H55ZM64 181V183H63V181ZM85 180H86V182H85ZM106 180V181H107ZM186 180H188V177L186 178ZM198 180V181H197ZM84 181V182H83ZM89 181H91V185H90V182ZM100 181L102 182V183H104L105 184V187L103 188L102 187V184L100 183ZM258 181V182H257ZM26 182V183H27ZM57 182V181H56ZM75 182H76V184H75ZM81 182V183H80ZM60 183H62V184H60ZM68 185H67V184ZM83 183V184H82ZM85 183V184H84ZM254 183L256 184V185H258V184H260V185H258V188H255V186L256 185H254ZM69 184H70V186H69ZM101 184V185H100ZM200 184V185H199ZM236 184H238V182L236 183ZM239 184L241 185L242 183L241 182H239ZM238 184V185H239ZM33 185V184H32ZM31 185V186H32ZM243 186L245 185V184H242ZM86 186H87V188H86ZM92 186V187H91ZM98 186V187H97ZM249 186V187H250ZM254 186V188L255 189H252V187ZM33 187V186H32ZM261 187V188H260ZM34 188V187H33ZM33 188H31V189H33ZM86 188V189H85ZM191 189L193 188L192 187V185H191V187H190ZM59 189L61 190V189H63V188H61V187H59ZM64 189H66V188H64ZM63 189V190H64ZM75 189V190H74ZM92 189H94V190H92ZM96 189V190H95ZM101 189V190H100ZM257 189H259V190H257ZM89 190H91V191H89ZM235 189H231L230 190V199H231V201L232 202H234V199H235V203H234V211H236L237 210V207L239 206V205H241L242 203H243V201H242V198H241V196H239V195H243L244 194V192H242V191H238V193L237 192H234V193H232L231 191H234ZM62 191V190H61ZM87 191V192H86ZM236 191V190H235ZM254 191V192H253ZM262 192H264V189H262L261 190ZM260 191V194L262 193ZM64 192H65V190H64ZM76 192V193H75ZM78 192V193H77ZM96 192V193H95ZM101 192V193H100ZM192 192V191H191ZM241 192V193H240ZM257 192V193H258ZM90 193V194H91ZM197 193H198V195H200V196H198L197 195ZM243 193V194H242ZM7 194H10V191H7ZM77 194H79V195H77ZM80 194H81V196L82 197H79L80 196ZM83 194L85 195L84 197H83ZM95 195V196H96ZM103 195H106V194H103ZM102 195V196H103ZM111 195H113V193L112 194H109L108 193V195H106V197H107V199H109V200H106V203H103V204H106L107 206H108V203H109V205H110V207H112V208H114L115 210L117 209L118 210V208H119V214L121 215L120 217H121V219H120V217L118 216V218L117 219H115V222H118V221H120V222H118L117 224L119 225L120 223H122L121 222V220L123 221V223H124V221H125V219H124V216L125 217H127L126 216V214H128L129 216H128V218L126 219V221H128L127 223H124L125 225L126 224H128V225H126L128 228H130L129 230H132V229H134V230H132V232L131 231H128V233L130 232L131 234H133V235H131L130 237H132L131 239V243H133V241H135V240H133V239H139V240H137L136 242V244L138 245V247H140L139 245H141V249L139 248V252L137 251V247H136V249H133V248H135L134 246V243H133V246H131L132 247V249L133 250H136L135 252H137V254L136 255H138L139 253V258H138V256H136L134 253H132L131 254V257H133V254L135 255L134 256V258L133 259H131L130 257H129V259H131V260H133L132 261V263L133 262H135V264H140V262H141V264H145V262H146V264H151V262H153V260L156 262V259H157V262H156V264L157 263H159V262H161L162 263V261H160V259L159 258H157V256L155 257L154 255H153V252L154 253H156L157 252V249H158V251H160L161 249L163 250V251H161V253L159 252V254H162V256H163V253L165 254L166 252H165V249H166V251H167V248H163V247H166L167 245H168V243L166 242V239H164V238H162L161 236H160V234H159V232L162 230V231H164L163 229H165V231H168V230H166V228H168L169 227V225H170V223L172 222H174L175 221V216H174V212L172 211V210H168L167 212V214L165 213V215H163L162 214V217H160L161 218V220H160V218H159V224H157V227H158V230L156 231V232H154V233H152V235L155 237V238H157V239H155L153 236H151L149 233H148V235H146V233L147 232H145V230H142L141 228H143V225L142 224H145L146 223V216L144 215V214H137L135 211L132 213V212H129V213H127V212H124V210L122 209V208H120L121 207V200H120V198H122V194L120 195V197H117L118 196V194H117V192L115 193L114 192V195H115V197L114 196H112V197H114V198H111ZM117 195V196H116ZM101 196V197H102ZM14 199L15 198H17V194L16 193H14L13 194V196H12ZM106 197H104V198H106ZM196 197H198V198H196ZM239 197L241 198V201L242 202H239L240 201V199H239ZM81 198V199H80ZM96 198V197H95ZM98 198H99V195H98ZM52 199V200H51ZM56 199V200H55ZM84 201H83V200ZM103 199V197L101 198V200ZM114 199V200H113ZM233 199V200H232ZM60 200V199H59ZM59 200H57V198H49V199H45V201L44 202H41L42 203V208H40L41 207V205L39 204L38 206H40V207H38V208H36V210H38V213H37V215L39 214V217H41V215L42 214H44V213H40L41 211H40V209L41 210H43V208H45L46 210H48L49 211V209H50V211H52V213L50 212V214H49V212L47 211V213H48V215H56V216H58V214H60V213H62L63 212V210H64V206L63 207H61L60 209L62 210V211H58L59 210V208H57V206L58 205H60L59 204ZM64 200H66V199H64ZM63 200V202H65ZM83 202H82V201ZM96 201L95 202H98V204H100L101 205V200H100V198H99V200H100V202L99 201H97V199H95ZM105 200V199H104ZM113 202H112V201ZM203 200V199H202ZM53 201V202H52ZM55 201H57L58 202V205L56 204V205H54L53 203L55 202ZM77 201H80V202H77ZM107 201H110V202H107ZM239 202V203H238ZM72 203V204H73ZM80 203V204H79ZM93 203H94V200H93ZM201 203H199V204H201ZM256 203V204H255ZM64 204V203H63ZM95 204V203H94ZM102 204V205H103ZM249 204V203H248ZM246 205V209L245 210H247V211H249V216H248V219H247V221H245V224L242 226V230L241 231H239V228H238V231L235 229V230H233L232 232L234 233L233 235L230 233V235H232L233 236V239H234V241L235 242H238L237 240H241V238H240V236H241V234H242V231H243V233H247V232H249V234H246V236L248 237H246L245 236V240L246 241H241V242H243V243H239V245H240V247L239 246H237L236 244L237 243H235L234 241H233V239H231V237L232 236H230V238L228 237V241L231 239L234 243H233V245H234V247L235 246H237L238 248H239V250L237 249V247L235 248L236 249V253L238 252H240L241 254L242 253H244V255H243V258H244V260L246 259V261L250 264H264V263H262V262H264V251H261L260 249V247L262 246V245H264V201H262V199L261 200H259V201H257V202H253V205H251L252 203H250L249 205H251L252 207H249V205ZM6 205V204H5ZM52 207H51V206ZM54 205V206H53ZM70 205V204H69ZM101 205V206H102ZM105 205V206H106ZM236 205H238L237 207H236ZM44 206V207H43ZM49 208H48V207ZM60 206H62V204L60 205ZM59 206V207H60ZM100 206V207H101ZM104 206V205H103ZM102 206V207H103ZM114 206H117L116 208L114 207ZM242 207L244 206V205H241ZM254 206V207H253ZM3 207H5V206H2L1 204H0V213H3L4 211H5V209H8L7 211H9V213L11 214H13L14 213V209H13V206H11V204L8 206H6L5 207V209L3 208ZM53 207H56V208H54V209H58L57 211L56 210H54V209H51V208H53ZM71 207H73V205L71 206ZM242 207H240V210H243L242 209ZM48 208V209H47ZM104 208V207H103ZM200 208H202V206H199V209ZM239 208V207H238ZM254 210H253V209ZM25 208L23 207V210H24ZM44 209V210H45ZM217 208H212V209H204V208H202V211H199L201 214H198V216L200 215V216H204L203 218L204 219H202V217L200 218V216L199 217H196L195 218V220L197 219V224H195L196 226L198 225V221H200L201 219H202V221H200L199 223V225H201V227L203 226V229H201V233H200V230H199V237H200V240L202 239V244L201 243H197V244H199V245H195V246H193L194 247V249H196L195 250V254L196 255H200L199 257L198 256H196L195 255V257H197V259H195V257H193L195 260H190V262L187 260L186 261V259H188L189 257L187 256V258H183L184 257V255L185 254H182V255H178L177 254V256L180 258V256H181V258L183 259V260H180V262H179V258H176L178 261H176L175 259H173V258H175V256L173 255V254H171L172 256H173V258L171 257V258H169V259H172L173 260V262L171 263V261H169V259H168V261L166 260V258L167 257H164V261L166 260L167 261V264H169L168 262H170L171 264H174V263H178V264H210V262H211V264H216V263H218V264H232L231 262H229V259H228V256L226 255V254H224V253H226V252H229V251H226V252H224V251H222L223 253L220 255V253L219 252H221V251H219V252H217L218 251V249H216L215 251L213 250L214 249V246H215V244L214 245H212V243L213 242H211L212 241V239H211V241H210V239L209 238H212V237H214V236H212V234H213V230H212V228L210 227L209 228V226H207L208 224H205V222H203V221H205V218H206V221H208L209 219H208V217L209 216H211V220L213 221V220H217L216 221V223H215V221H213L216 225H220V222H221V224H223L226 220L225 219H222L223 217H226V215H227V217H226V219L227 220H229V218L228 217H231V220L233 219L232 217H233V214H235L234 215V219L237 217V215H236V213L235 212H233V213H228V214H219L218 212H219V210L217 211L216 210ZM236 209V210H235ZM46 210H45V212H46ZM54 210V211H53ZM201 210V209H200ZM239 209H238V212H237V214L238 213H241V211H240ZM244 210V211H245ZM90 211H92V210H90ZM121 211H122V213H121ZM252 211H254L255 213H252ZM44 212V211H43ZM205 212V214H203ZM211 212V213H210ZM243 212V211H242ZM251 212V213H250ZM47 213H45V216H46V214ZM57 213V214H56ZM126 213V214H125ZM218 213V214H217ZM257 213V214H256ZM25 215L23 216V218H25V220L26 221H28V223H29V221H30V219H29V216H30V214H28V212H25L24 213ZM123 214V215H122ZM125 214V215H124ZM137 214V215H136ZM216 214V215H215ZM256 214V215H255ZM230 215V216H229ZM208 216V217H207ZM60 217H62V215H59L58 216V218H60ZM123 217V218H122ZM213 218V219H212ZM219 218H221V219H219ZM29 219V220H28ZM200 219V220H199ZM130 220V221H129ZM194 220V219H193ZM194 220V221H195ZM211 220H209V221H211ZM221 220V221H220ZM250 220V221H249ZM211 221V222H212ZM218 221H220V222H218ZM114 222V223H115ZM145 222V223H144ZM196 222V221H195ZM202 222H203V224H202ZM223 222V223H222ZM110 222L108 221V220H106V219H104V221H102V224H103V227H106V226H110V225H108ZM113 223V224H114ZM122 223V224H123ZM213 223V224H214ZM13 221L11 220V221H7V223H4V225H1L0 224V245L2 244V242H13L14 240H16V237H17V233H11V232H8L12 227H13ZM93 224H95V220L93 221ZM112 224V225H113ZM117 224H115V225H117ZM132 226H131V225ZM98 224H96V226H97ZM173 225V224H172ZM172 225H170V227L169 228H171V227H174V226H172ZM102 226V225H101ZM100 226V227H101ZM205 226H207L208 228H206ZM244 226H246V227H244ZM8 227H9V230H7L8 229ZM11 227V228H10ZM140 227V228H139ZM29 228H31V227H29ZM97 229H99V226H97L96 227ZM159 228H162V229H159ZM204 228H205V230H204ZM244 228H247L248 229V231H246V230H244ZM32 229V228H31ZM31 229H29V230H31ZM137 229H139V230H137ZM175 229V228H174ZM210 229H211V231H212V234H209V233H211V232H207L208 230L210 231ZM33 230V229H32ZM137 230V231H136ZM170 231H172V229H169ZM144 231V232H143ZM205 232V234L204 233H202V232ZM246 231V232H245ZM143 232V233H142ZM207 232V233H206ZM6 233V234H5ZM130 233H129V235H130ZM145 233V234H144ZM220 233V232H219ZM8 234V235H7ZM141 234V235H140ZM208 234V235H207ZM158 235V237H159V239H158V237H156ZM212 237H211V236ZM250 235V236H249ZM204 236V237H203ZM206 236V237H205ZM209 236V237H208ZM134 237V238H133ZM147 237V238H146ZM161 237V238H160ZM199 237H198V239H199ZM208 237V238H207ZM220 238H221V234H220V236H219ZM241 237H243V236H241ZM252 237V238H251ZM15 238V239H14ZM142 238V239H141ZM207 238V239H206ZM218 238V237H217ZM219 238V239H220ZM240 238V239H239ZM150 239V240H149ZM161 239V241L160 242H162V244H160V242H158L159 240ZM196 240V242L197 241H200V240ZM216 239V237L213 239V240H215ZM222 239V238H221ZM220 239V240H221ZM225 239V240H224ZM224 242L226 241V242H228L227 241V238H225L224 237ZM243 239H244V237H243ZM257 239V240H256ZM261 239V240H260ZM95 240V241H94ZM92 242L91 241H88L87 242V245L86 246H88L89 244H91L93 247L95 246V247H99V246H101L100 244H102L103 242H102V240L100 239V238H96V239H94ZM144 240H146V242H144V244L142 243ZM194 240V241H195ZM206 242H205V241ZM193 241V242H194ZM204 241V242H203ZM222 241V240H221ZM232 241H229V243L230 242H232ZM250 241V242H249ZM102 242V243H101ZM149 242H151V243H149ZM168 242H170V241H168ZM191 243V246L192 245H194V243ZM215 242H216V240H215ZM224 242H219V243H223L224 244ZM244 242H246V243H244ZM93 243V244H92ZM141 243V244H140ZM152 243H154V244H152ZM164 243V244H163ZM167 243V244H166ZM196 244V243H195ZM200 244L202 245V247H200V250H199V247L198 246H200ZM208 244V247H204L203 248V246L204 245H207ZM209 244H211L212 245V247H213V249L211 248V246L209 245ZM228 244V243H227ZM227 244H224V246L226 245L227 246ZM247 244V245H246ZM249 244H250V246H249ZM51 245V244H50ZM149 247H148V246ZM217 245H219L220 247H221V245L220 244H217ZM233 245H232V247H233ZM246 246V247H244V246ZM108 246V244L106 245V247ZM191 247L190 245H186L185 247H183V250L186 248V247ZM228 246H230L231 247V244L229 245L228 244ZM227 246V247H228ZM145 247V248H144ZM193 247H191V248H193ZM196 247V248H195ZM198 247V248H197ZM209 247H210V249H212V250H210L209 249ZM216 247V246H215ZM233 247V248H234ZM249 247H253V248H249ZM205 248H208V250H206V251H204V249ZM222 248H224V247H222ZM89 249V248H88ZM87 249V250H88ZM187 249V248H186ZM185 249V250H186ZM246 250V252H245V250ZM253 249V250H252ZM202 250V251H201ZM233 250V249H232ZM251 250H252V252H251ZM254 250H256V251H254ZM147 251H149V252H147ZM198 251L200 252L199 254H198ZM214 251V252H213ZM235 250H233V252H234ZM250 251V252H249ZM133 252V251H132ZM143 252V253H142ZM144 252H146V253H148L149 255H150V258L152 257V258H156V259H151V262L148 260L149 259V255H146ZM151 252V253H150ZM204 253L206 254V255H204ZM208 253V254H207ZM218 253V254H217ZM235 253V254H236ZM237 253V254H238ZM255 253V254H254ZM79 254L81 255V257L83 258L84 257V254H82V250L81 249H78V250H76V253H75V255L77 256V257H79ZM145 254V255H144ZM168 253H166V255H167ZM201 254H203L204 256H202ZM211 254V255H210ZM213 254H215V255H213ZM234 254V253H233ZM152 255V256H151ZM165 255V256H166ZM169 255H170V253H169ZM169 255H167V256H169ZM208 255V256H207ZM209 255H210V257H209ZM220 255V260L218 259L219 256ZM147 256V257H146ZM162 256H160V258L162 257ZM186 256V255H185ZM202 256V257H201ZM215 256V258L213 259V257ZM251 256H252V258H251ZM144 257V258H143ZM170 257V256H169ZM207 257V258H206ZM212 257V258H211ZM136 258V259H135ZM143 258V259H142ZM148 260V262H147V260ZM180 258V259H181ZM192 258V259H193ZM221 258H223V261L221 260ZM138 259V260H137ZM144 259L146 260V261H144ZM207 261H205V260ZM217 259H218V261H217ZM225 259H228L227 260V262H229V263H227L226 262V260ZM130 260V261H131ZM134 260H137V261H134ZM139 260H143V262L142 261H140L139 262ZM210 260V261H209ZM130 261H129V264H131L130 263ZM165 261V262H166ZM225 261V262H224ZM260 261V262H259ZM137 262V263H136ZM187 262V263H186ZM18 263V262H17ZM16 263V264H17ZM154 263V262H153ZM164 263V262H163ZM13 264H15L14 262H13ZM134 264V263H133ZM165 264V263H164Z\"/></svg>",
	"mask_w": 264,
	"mask_h": 264
}]
</instances>
